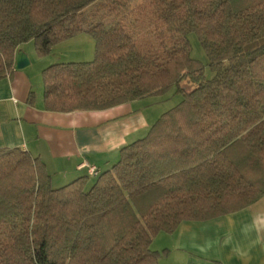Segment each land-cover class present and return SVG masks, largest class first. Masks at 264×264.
Returning <instances> with one entry per match:
<instances>
[{
    "label": "trees",
    "instance_id": "1",
    "mask_svg": "<svg viewBox=\"0 0 264 264\" xmlns=\"http://www.w3.org/2000/svg\"><path fill=\"white\" fill-rule=\"evenodd\" d=\"M146 2L155 36L119 0H0V81L30 41L41 58L82 34L96 43L93 61L43 70L47 111L182 96L110 170L89 173L90 187L81 177L54 188L40 158L0 149V264H159L160 233L264 198V0Z\"/></svg>",
    "mask_w": 264,
    "mask_h": 264
},
{
    "label": "crops",
    "instance_id": "2",
    "mask_svg": "<svg viewBox=\"0 0 264 264\" xmlns=\"http://www.w3.org/2000/svg\"><path fill=\"white\" fill-rule=\"evenodd\" d=\"M89 37L82 34L60 45L66 49L84 39L90 43ZM54 49L41 58L34 41L23 44L17 53H25L29 65L14 68L0 81V149L20 148L40 158L54 188L81 177L89 179L90 187L95 181L90 168L100 173L110 170L124 147L148 134L164 114L157 112L162 97L101 111L49 112L44 104L43 70L57 63L85 62L75 57L52 63ZM151 248L162 254L159 264H264V198L227 216L183 222L173 234L160 233Z\"/></svg>",
    "mask_w": 264,
    "mask_h": 264
},
{
    "label": "rangeland",
    "instance_id": "3",
    "mask_svg": "<svg viewBox=\"0 0 264 264\" xmlns=\"http://www.w3.org/2000/svg\"><path fill=\"white\" fill-rule=\"evenodd\" d=\"M123 3V10L125 11H133V18H130L131 21H133L134 25L138 28H150V31L154 29V36L157 35L162 31L158 26H156V22H154V17L151 15V12L149 10V5L147 4L146 0H119ZM140 11L142 14L141 18L138 12ZM136 14V15H135ZM91 38L92 42L87 43V39H84L85 41H79L78 43H72L70 45L71 47H67L69 49H65V46L62 47L63 43H60L56 45L54 48V51L52 54H55L54 56L51 57V59L57 57L59 58L60 55H67L66 57L68 58H63L62 60H52V63L55 61H73L75 57H82V59H85V62H91L95 59V47L96 43L92 37ZM72 40V39H71ZM189 40L191 43V50H192V57L196 60H198L200 63L203 64L205 68V73L209 79H211L214 74L210 70L208 66V56L206 54V51L202 47L199 38L196 34H191L189 36ZM67 42V41H66ZM53 50V49H52ZM81 55V56H79ZM162 103L158 104V113H165L169 111L170 109L174 108L176 105H178L182 99L181 95L177 93L176 87L172 88L167 94L164 96H161Z\"/></svg>",
    "mask_w": 264,
    "mask_h": 264
},
{
    "label": "water",
    "instance_id": "4",
    "mask_svg": "<svg viewBox=\"0 0 264 264\" xmlns=\"http://www.w3.org/2000/svg\"><path fill=\"white\" fill-rule=\"evenodd\" d=\"M29 65L28 57L23 52H18L15 59L16 70H23Z\"/></svg>",
    "mask_w": 264,
    "mask_h": 264
},
{
    "label": "built area",
    "instance_id": "5",
    "mask_svg": "<svg viewBox=\"0 0 264 264\" xmlns=\"http://www.w3.org/2000/svg\"><path fill=\"white\" fill-rule=\"evenodd\" d=\"M89 173L93 176H96L98 174L97 169L95 167L90 168Z\"/></svg>",
    "mask_w": 264,
    "mask_h": 264
}]
</instances>
